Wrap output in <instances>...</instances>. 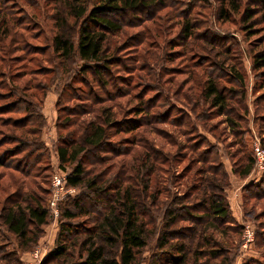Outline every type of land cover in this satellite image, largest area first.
Returning a JSON list of instances; mask_svg holds the SVG:
<instances>
[{
	"label": "trees",
	"instance_id": "trees-1",
	"mask_svg": "<svg viewBox=\"0 0 264 264\" xmlns=\"http://www.w3.org/2000/svg\"><path fill=\"white\" fill-rule=\"evenodd\" d=\"M10 1L0 0V72L5 67L12 72L14 62L25 64L24 60L27 59L25 54L31 53V49L36 48L37 52H42L40 47L32 48L31 43L22 40V37L16 42L19 45L13 49V43L11 48L5 44L12 36L10 21L13 20L6 9V4ZM53 2L58 6L54 15L59 21L57 25L59 32L53 38V54L59 61L55 62V59L51 60L53 56H49L47 60H50V66L37 65L31 72L26 66L27 72L34 73L35 77L27 80L22 86L8 84L4 77L9 73H0V80L4 79L0 81V90L6 91L4 93L0 91V100H3L0 104V124L9 125L14 129L7 134L0 133V146L8 140L15 142L13 149H7L0 155V165L12 167L26 178H33L28 184L22 177H13V185L16 188L5 198L1 217L7 231L19 239V246L23 248L29 243L37 242L43 227L49 223L50 209L43 205L44 199L34 193L35 187L40 186L37 178H45L42 172L51 168L50 161H47L50 156L49 148L42 138L43 105L29 99L37 98V93H30L29 90L41 89L46 97L51 87L45 83L44 78L56 74L53 77L55 84L58 74L69 73L70 70H65L66 62L69 63L77 57L82 62L79 69L72 71L73 75H70L69 80L58 92L56 121L58 134L55 147L59 166L68 175L67 186L78 189V193L68 196L61 206L60 227L55 245L49 250L42 264H142V251L154 233L153 221L158 218L154 209L160 204L159 196L151 195L153 174L159 169L160 162L172 168L175 161L169 156L165 158L158 150H153L157 154L150 153L153 147H148V142L143 139L137 141L134 138L132 142H127L125 141L127 139H117V136L137 132L138 129L152 123L149 118L168 122L170 113L168 115L159 113L154 117L150 100L143 96L132 108L129 115L133 116L121 119L116 117L113 106L107 103L130 94L121 84H129L128 80L132 75L128 73L127 76H120L115 73V68L120 63L119 57L111 52V35L136 21L138 23L135 25L142 26L155 17L154 13L157 10L172 6L178 10L182 18L180 33L177 36L180 34L178 42L183 46L189 39L197 36L195 20L191 18L192 12L188 10L191 1L187 3V0H53ZM247 2L249 4L241 12V1L221 0L219 15L223 20H229L232 12L241 13L244 32L254 36L258 33L256 26L264 24V0ZM71 18L77 24V37L66 30ZM205 38H208L207 35ZM219 39L221 40L211 35L207 40L211 45L224 50L223 53L230 52L232 49L230 44L226 41L222 43ZM13 40L12 37L11 42ZM14 50L26 53L9 58L8 56L12 57ZM29 61L35 63L36 59ZM210 64L209 75L202 85L200 98L209 103V108H212L213 112L218 110L217 115L233 113L235 119L230 118V122L238 135L242 116L236 115V103L231 102H234L238 95L241 96V101L245 96L242 74L235 65L231 69L226 68L225 61H212ZM253 67L260 70L258 75L261 81L257 90H264V48L257 51L253 57ZM39 76L44 78L38 79ZM224 77L234 87L223 85L221 81ZM9 79L15 81L14 75L9 74ZM259 100H264V92L258 98V103ZM63 101L65 103L62 105ZM71 101L74 103L67 105ZM241 101H238V104ZM160 104L164 106L165 99L163 101L162 98ZM172 110L194 125L192 118L183 108L173 105ZM13 114L21 115L14 117ZM211 114L212 112L208 116ZM260 120L264 125V116H261ZM202 142L208 141L203 136H198L191 145H186V148L190 146L193 152L198 151V159L204 164V167L200 168V174L204 176L196 179L200 185L191 187L194 189L192 194L196 200L192 204L180 205L178 208L175 205L167 207L164 211L156 241V249L160 254L150 264L223 262V259H228L225 257L228 253L225 244L228 242H222L216 231L222 229V232L227 234L230 230L239 236L243 233V226L237 223L226 195L229 186L227 166L210 143L201 149ZM136 143L143 150L137 158L133 156L134 158L127 159L125 156L131 154ZM240 146L241 148L231 155L234 161L232 169L236 176L247 178L256 169L257 158L246 151L244 143ZM19 154L21 155L17 161L7 160L5 157ZM120 156L124 157L117 161L116 158ZM129 160L132 162L129 163ZM113 169L115 170L112 178L106 181L104 176ZM243 192L245 199L248 197L263 199L264 175L259 182L246 185ZM29 198L34 202L26 203ZM144 198H151V204L148 200L144 201ZM184 198L186 200L187 196ZM256 227V245L264 248V221L259 222ZM1 242L0 237V244ZM161 254L166 257V261L162 260ZM242 264H264V261L259 258H247Z\"/></svg>",
	"mask_w": 264,
	"mask_h": 264
},
{
	"label": "rangeland",
	"instance_id": "rangeland-1",
	"mask_svg": "<svg viewBox=\"0 0 264 264\" xmlns=\"http://www.w3.org/2000/svg\"><path fill=\"white\" fill-rule=\"evenodd\" d=\"M189 1H191V7L188 10L192 12L191 18L195 20L197 36L189 39L186 42L187 44L185 43L183 46L178 42L181 37L180 34L177 36L180 33L182 18L178 10L172 6H165L159 11L157 10L154 13L155 17L142 26L135 25L138 23L136 21L124 26L120 32L111 35V52L119 57L121 65L115 68V73L120 76H127L128 73L132 75L128 80L129 84H121L130 94L107 103V105L113 106L116 117L121 119L125 116H133L129 114L140 101L139 98L143 96L150 100L149 104H152L154 117H157L159 113H166L167 115L170 113L168 122H159L157 118L156 120L149 118L152 123L138 129L137 132L117 136V139L125 138L127 140H124L127 142H132L134 138L137 141L143 139L148 142V147H153L150 153H153V150H158L165 158L169 156L175 161L172 168L168 164H161L160 162L158 164L159 169L153 174L151 195L159 196L160 204L154 209L158 218L153 221L154 226L152 228L155 230L149 239L148 245L142 251L141 263L150 264L160 254L156 249V241L163 213L167 207L171 208L175 205L178 208L180 205L192 204L196 200V198H193L194 189H191V187L192 185H200L196 179L204 176V174H200V168L204 167V164L198 159V151L193 152L190 146L186 148V145H191L194 138L198 136H203L208 141L207 143L202 142L201 149H204L210 143L213 145L216 154L220 155L226 164L229 171V186L226 189L227 199L237 223L243 226L241 236L230 230L227 234H224L225 232H222V229L216 231L217 237L222 242H228L225 244L228 248L225 257H228V259H223V262L219 261V263L214 261L212 264H220L221 262L222 264H242L247 258H259L264 261V248L257 247L256 232L254 242L248 244L247 247H245V241L243 240L246 225H251L256 230L258 223L264 221V198L251 199L248 197L245 199L243 192L246 185L262 180L264 168L256 167L257 170H254L250 176L241 178L233 173L232 165L234 161L231 158V155L241 148L240 144L242 143L246 145V151L253 156H255L257 143H260L262 148L264 147V125L260 120V117L264 116V100H259L258 103V98L264 90H257L259 81H261V77L258 75L260 70H255L253 67V57L257 51L264 48V45H262L264 43V24L257 25L258 33L250 36L244 32V21L241 13L232 12L229 20L221 18L219 15L221 0H208L207 2L187 0V3ZM239 1L242 2V12L249 2L247 0ZM57 7L53 0H11L6 4V9H8L10 17L14 21H10L12 36L5 41L7 47L11 48L13 43L12 49L15 48L19 45L16 42L22 37V40L31 43L32 48L40 47L42 51L37 52L36 48L31 49V53L14 50L12 57L8 56L9 58L26 53L27 59L24 60L26 61L25 64L24 62H14L12 72L8 67L1 69L0 73L13 74L15 77V81H11L9 74L5 76L4 79L8 84L13 86L26 84L27 80L35 77L34 73H28L27 70L29 69V72H31L37 65L50 66V60H47L49 56H53L51 60L59 61L53 54V38L59 32L57 28L59 21L54 15ZM66 30L77 37V24L72 18L68 21ZM14 34L17 35L14 36ZM206 35L208 38H205ZM211 35L212 37L215 35L221 38L219 41L222 43L226 41L230 44L232 47L230 52L223 53L224 50L208 43L207 39H210ZM12 37L14 40L11 42ZM30 59H36V62L32 63L29 61ZM212 61H225V67L228 69L235 65L242 74L245 96L241 101L242 98L238 95L233 100L234 102H231L236 103V115L240 114L242 116L238 128L241 130L238 135L234 132L230 122V118L235 119L233 113L217 115L218 110L213 112L214 110L209 108V103H205L204 99L200 98L201 88L204 81L207 80ZM81 63V60L77 57L69 63L66 62L65 70L70 71L69 73L66 72L67 74H58V80L55 84L53 83V77L56 74L54 76L48 75L45 78L39 76L38 79H46L45 83L51 87L46 97H44L41 89L32 88L29 90L30 93H37V98L31 97L29 99H33L35 103L40 102L38 104L41 106L43 105L42 138L49 148L50 156L47 161H50L51 168L42 172V175L46 176L45 178H37L40 186L35 187L34 193L44 199L43 205L48 209L50 208L52 176L55 171L61 169L55 147L58 134L56 126L58 92L69 80L70 75H73L72 71L79 69ZM26 66H28V69H25ZM4 79L0 81H4ZM221 83L234 87L225 77ZM0 91L2 93L6 92L5 90ZM162 98L163 101L165 99L164 106L160 104ZM65 99L66 97L63 98L64 101ZM64 101L62 105L65 103ZM238 101H241L240 104H238ZM2 103L3 100H0V104ZM73 103L74 101H71L67 105ZM173 105L183 108L184 112H187L188 116L192 118L194 125L183 116L179 117L177 111L172 110ZM211 112L212 114L208 116ZM20 115L13 114L14 117ZM13 131V127L0 124V133L7 134ZM13 147H15L14 141H5L3 146H0V155L7 149H13ZM132 149L131 154L125 156L127 159L134 158L133 156L137 158L143 150L137 143L133 145ZM20 155H12V157L6 155L5 157H7V160L17 161ZM122 157L124 156L117 157V161L123 159ZM131 162L129 160V163ZM114 170L104 176L106 181L112 178ZM13 177H22L26 179L28 184L33 179L32 177L26 178L12 167L0 165V237L2 240L0 257H2L1 255L5 257V259L0 258V264H25L32 251L39 246H43L49 252L55 245L59 231L61 206L68 196H74L78 193V189H75L74 192L68 193L60 201L58 217H55L50 210L49 223L43 227L39 240L35 243H29L23 248L19 246V239L7 231L1 217V209L5 198L13 193L16 188L13 185ZM48 189H50L49 193L47 192ZM187 192L189 194H185ZM186 196L187 199H183ZM151 198H144V201L148 200L151 204ZM31 199L29 198L26 203L34 202ZM161 257L162 260L166 261L163 254H161Z\"/></svg>",
	"mask_w": 264,
	"mask_h": 264
},
{
	"label": "built area",
	"instance_id": "built-area-1",
	"mask_svg": "<svg viewBox=\"0 0 264 264\" xmlns=\"http://www.w3.org/2000/svg\"><path fill=\"white\" fill-rule=\"evenodd\" d=\"M255 156L257 158L258 168H264V149L261 147L260 143L255 146ZM257 168L255 170H257ZM68 175L67 172L59 169L55 171L51 180V198L49 202V209L52 211L55 217L59 216V203L68 194L75 191V188L67 186ZM243 240L245 241V247L248 244L253 243L255 240V229L251 225H246L243 234ZM48 250L43 246L37 247L32 251L31 256L27 259L25 264H42L47 256Z\"/></svg>",
	"mask_w": 264,
	"mask_h": 264
},
{
	"label": "crops",
	"instance_id": "crops-1",
	"mask_svg": "<svg viewBox=\"0 0 264 264\" xmlns=\"http://www.w3.org/2000/svg\"><path fill=\"white\" fill-rule=\"evenodd\" d=\"M48 143V142H47Z\"/></svg>",
	"mask_w": 264,
	"mask_h": 264
}]
</instances>
